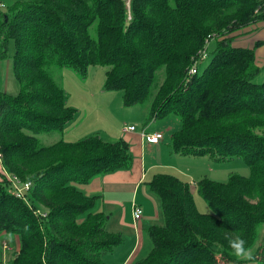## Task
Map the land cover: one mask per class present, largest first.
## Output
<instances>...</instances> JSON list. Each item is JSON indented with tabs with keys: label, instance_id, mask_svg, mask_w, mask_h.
Listing matches in <instances>:
<instances>
[{
	"label": "trees",
	"instance_id": "obj_1",
	"mask_svg": "<svg viewBox=\"0 0 264 264\" xmlns=\"http://www.w3.org/2000/svg\"><path fill=\"white\" fill-rule=\"evenodd\" d=\"M0 1V59L13 41L21 86L17 94L0 90V233L20 242L8 263L106 264L105 254L123 242L106 228L107 215L93 210L99 195L80 185L130 168L129 142L99 134L50 144L39 138L64 132L76 113L54 68L87 76L91 65L107 66L103 88L119 91L124 106L152 97L148 121L179 116L173 152L217 161L237 155L251 169L227 181L197 180L209 213L198 209L188 181L155 173L147 184L163 223L147 227L152 246L137 264L235 262L226 237L250 246L264 225V63L256 61L259 43L239 45L235 33L264 20V0H132L131 18L123 0ZM207 39L215 40L208 57L189 76ZM4 170L32 183L29 201L12 192ZM261 245L264 264V237Z\"/></svg>",
	"mask_w": 264,
	"mask_h": 264
},
{
	"label": "rangeland",
	"instance_id": "obj_2",
	"mask_svg": "<svg viewBox=\"0 0 264 264\" xmlns=\"http://www.w3.org/2000/svg\"><path fill=\"white\" fill-rule=\"evenodd\" d=\"M4 1L10 2L13 0ZM128 18H130L129 13ZM244 28L245 27L241 28L240 30ZM214 42V39H207L205 46L201 48L195 58L193 57V63L187 70V74L189 76L190 70L194 66L196 59L199 58V55L203 51L209 52ZM14 50L15 44L13 41H10L8 56L4 59H0V90L6 91L10 94L19 93L21 88L20 83L13 72ZM106 69L107 66L91 65L89 66L87 76H82L69 66L54 68L53 74L65 89L67 104L70 106L73 105V107L76 109L74 117L67 123L65 127L64 131L67 132L65 134L63 133L64 140L78 141L87 136L99 134L109 141H117L119 139H125L124 137L126 136V133L123 128L129 124H134L137 126L138 130L142 129L144 125L148 129L151 127H156V129H162L164 143L160 151L154 149L149 151L146 149L145 161H147V165H159V167L152 170L153 172L152 174L148 175L147 180L150 179L155 172H168L172 174L174 173L175 175L181 173L180 175L184 174L182 176L189 180L188 182L190 186L191 183L193 186L195 182L190 183L191 179H195L197 181L202 177H210L218 181H227L230 175L233 173H239L244 176L250 175L251 169L249 165L243 158L237 155L230 159L217 161L210 155L194 156L173 152L170 144L172 135L181 127V120L179 116L176 114H171L166 118L148 121L147 116L152 97L142 104L124 106L122 96L119 91H109L103 88ZM159 75L160 79L163 80L165 75L164 70H161ZM263 77L264 75L261 74L259 76V80L263 79ZM258 132L264 133V129H258ZM61 136L62 133L60 132L39 134L42 144H50L61 138ZM130 151L133 155L132 144H130ZM0 159L2 163V158L0 157ZM10 185L12 184L10 183ZM194 186L196 188V185ZM194 195L198 205H201L202 202V205H205V207L207 209L209 208L210 212H212L209 204L203 197H201V195L198 193H194ZM29 196L26 195L28 201ZM123 199L126 201L128 198L126 196ZM100 202L101 201H97L93 210L98 209ZM263 237L264 234L259 236L258 240L256 238L250 245H254V247H251L254 250V254L261 250L259 248L262 246L261 244ZM5 242L7 245L4 244ZM19 243L18 236L10 235L6 232L0 233V251L3 255V261L1 264H10L8 263V260L11 258L13 250L19 247ZM125 250V248L122 249L119 246L114 255H105L104 258L105 260L110 259L108 264H118L119 261L115 260V258L118 259V257L115 256L125 252ZM262 256V251H260L256 258L261 259ZM230 264H244V262L235 261ZM255 264H259V262L255 260Z\"/></svg>",
	"mask_w": 264,
	"mask_h": 264
},
{
	"label": "crops",
	"instance_id": "obj_3",
	"mask_svg": "<svg viewBox=\"0 0 264 264\" xmlns=\"http://www.w3.org/2000/svg\"><path fill=\"white\" fill-rule=\"evenodd\" d=\"M235 34L237 35L235 37V43L239 45L251 47L259 43L256 50V61L257 64L262 65L264 63V20L246 26ZM137 130L125 132L126 136L124 137L125 140L132 144L133 149L134 159L133 165L130 168H120L99 174L91 181L80 185L85 193L99 195L97 201L101 202L98 210L103 211L107 215L106 228L109 231L122 233L123 242L116 246L112 251L105 254L114 255L119 246L122 249L125 248V252L115 256L118 257V259L115 258V260L119 261L118 264H137L139 259L146 256L152 246L147 227L151 224L163 223L160 199L158 196L150 192L147 184V181L151 179L147 180L148 175L152 174V170L159 167V165L150 164L148 166L147 161H145V153L146 149L149 151L153 149L160 151L164 143V137L157 143L147 142L141 137L140 129ZM148 130L151 132L158 130L162 131V129H156V127H151ZM66 132L67 131L62 132L61 137H63V133L65 134ZM2 168L3 164L0 159V169ZM155 173H153V175ZM180 174L176 175L189 181L182 176L184 174ZM191 182H195L194 185H196L197 181L191 179L190 183ZM194 185L192 186L191 183L193 195L194 193H198L197 185L196 188ZM126 196L128 199L124 201L123 198ZM134 204L140 205L143 209V214L138 221L134 220L132 214ZM196 204L201 212H210L209 208L207 209L205 205H202V202L201 205H198V202L196 201ZM262 234H264V225L261 226L257 240ZM250 247H254V245ZM255 260L258 261L257 258ZM105 262L108 264L110 259L105 260Z\"/></svg>",
	"mask_w": 264,
	"mask_h": 264
},
{
	"label": "built area",
	"instance_id": "obj_4",
	"mask_svg": "<svg viewBox=\"0 0 264 264\" xmlns=\"http://www.w3.org/2000/svg\"><path fill=\"white\" fill-rule=\"evenodd\" d=\"M125 2L126 8L128 10L129 13V17L131 18V2L132 0H123ZM5 4L3 2L0 1V10H2L4 8ZM257 13L260 12L259 10L256 11ZM208 57V52H202L199 55V58L196 59V62L194 64V66L191 68L190 70V75L195 74L198 71V66L197 63L200 60L206 59ZM123 130L125 132L128 131H136L137 128L135 125H128L125 126L123 128ZM140 131V135L141 137L147 141V142H151V143H157L160 141V139L163 137V132L162 131H148V128L144 125V127L142 129L139 130ZM0 157H1V153H0ZM5 175L8 178L9 182L12 184L11 185V190L12 192H14L17 196L24 198L25 200H27L26 198V191L30 189L32 183L30 181H23L20 178H18L17 176L11 175L10 173H8L7 171H5ZM38 213L40 212L39 210H36ZM42 214H46L45 212L41 211ZM133 218L135 221H138L142 214H143V209L140 205L138 204H134V208H133ZM5 245L6 242L4 243Z\"/></svg>",
	"mask_w": 264,
	"mask_h": 264
},
{
	"label": "clouds",
	"instance_id": "obj_5",
	"mask_svg": "<svg viewBox=\"0 0 264 264\" xmlns=\"http://www.w3.org/2000/svg\"><path fill=\"white\" fill-rule=\"evenodd\" d=\"M28 225H25V231L28 230ZM228 239V247L231 254L237 262H244V264H255L254 250L247 245V241L242 236L226 237Z\"/></svg>",
	"mask_w": 264,
	"mask_h": 264
}]
</instances>
